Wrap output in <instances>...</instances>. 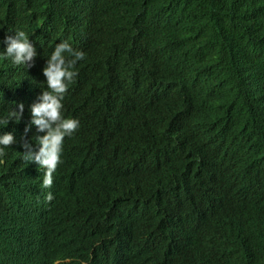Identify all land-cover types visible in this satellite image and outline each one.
Segmentation results:
<instances>
[{"label":"trees","instance_id":"trees-1","mask_svg":"<svg viewBox=\"0 0 264 264\" xmlns=\"http://www.w3.org/2000/svg\"><path fill=\"white\" fill-rule=\"evenodd\" d=\"M1 1L0 41L6 32L38 28L36 64L44 48L69 37L95 53L77 68L75 83L88 87L70 92L90 99L64 106L85 119L64 138L53 185L58 196L45 201L32 195L41 187L40 174L30 163L23 168L22 148L10 149L0 162V264H34V256L40 264H264V0ZM146 29L175 65H132L139 50L133 39ZM122 44L131 48L128 68L113 59ZM93 64L96 69L85 71ZM12 67L0 57V113L21 102L30 107L33 82L43 88L40 66L16 76ZM180 80L193 86L187 91H196V101L172 88ZM156 90L167 101L163 118L192 116L181 138L159 125L128 124L139 123L142 92ZM124 109L137 113L118 117ZM15 125L0 134L11 129L17 141L43 134L35 126L25 134L26 123ZM115 130L124 134L116 138ZM90 148L98 154L94 162L87 159L91 152L84 157ZM189 235L196 242L187 246L199 255L185 258L187 246L177 245L176 258H168L165 242Z\"/></svg>","mask_w":264,"mask_h":264},{"label":"clouds","instance_id":"clouds-1","mask_svg":"<svg viewBox=\"0 0 264 264\" xmlns=\"http://www.w3.org/2000/svg\"><path fill=\"white\" fill-rule=\"evenodd\" d=\"M2 8L3 3L0 0V9ZM38 36V28L23 27L11 33L6 32L0 41L2 43L0 57L10 60L13 65H26L24 69L34 67L37 60L33 58L38 57L35 48ZM84 56L85 53L81 51V48L75 49L68 41L57 43L41 63L39 73L43 89L39 97L31 98L30 107L26 102H21L16 105V109L9 108L4 113H0V128L11 122L19 123L24 111L30 114V120L25 125L24 133L27 134L33 126H35L36 133H43L22 141L16 140L14 134L10 132L12 130L0 134L1 164L6 163L5 154L10 150H8L9 145L19 143L23 149L20 151L22 161L34 163L39 174L43 171L42 188H50L54 185L55 175L59 169L57 165L62 162L64 138L70 136L80 126L79 120L65 111L63 99L68 86L77 81V68ZM29 141H34L36 147L34 148L33 143ZM44 199L45 201L52 200V193L47 192Z\"/></svg>","mask_w":264,"mask_h":264},{"label":"water","instance_id":"water-1","mask_svg":"<svg viewBox=\"0 0 264 264\" xmlns=\"http://www.w3.org/2000/svg\"><path fill=\"white\" fill-rule=\"evenodd\" d=\"M82 4H84V2H82ZM79 17H81L80 14H79ZM80 24L82 25V19H81ZM147 31H149V30H147V29L144 30V31L143 30H140L139 31V34H143V35H137L133 39L134 48L138 47L139 50H138V52L135 51L133 53L134 54V56L132 57L133 59L130 60V62L132 63V65H134V66H136V65L137 66L138 65L139 66H147L145 68H150L148 66L151 65V62L152 61L157 62V63H164L165 61H167L168 63H171V64L175 65L174 62H172L173 61V59H171L172 57L164 55L165 53L160 52V49L158 48V46L155 45V44H153L152 36H148V34H147L148 32ZM79 37L81 38L82 36H79ZM83 37L86 38V36H83ZM73 40L74 41H77L78 39L75 38V37H71V38L69 37V38H65V39L55 40V44L52 43L53 44L52 47L50 46L48 48H44L43 50L46 51V53H51V51L54 49L55 45L57 43H59L60 41H68L69 44H70ZM57 41H59V42H57ZM168 41H169L170 44H172V42L170 40H168ZM97 42H98V38L97 37H94V43L96 44ZM119 43L120 42L118 41V44ZM170 44H168L169 50H167V51L172 54V51H173L174 48ZM82 47H84V45ZM35 48H36V51H38V48L37 47H35ZM90 48H91L90 46L88 48H85L84 47V50L81 48V51H83L85 53L84 59L87 58V57H93V56H91L92 55V52L89 53ZM75 49H80V48H75ZM118 50H120V51H118ZM100 53H101V56L102 57H105L106 54H105V52L102 49H101ZM127 55L132 56L131 48L130 49H123V48L122 49H116L114 51V54H113V59L114 60H118L120 58L124 62V65L123 66L126 67V68H128V65H129L128 61H129V59L126 57ZM98 57L99 56H94V58H98ZM38 58L39 57L33 58V60H37ZM133 60H135V61H133ZM8 62L11 63L10 60H8ZM81 62H82V60H81ZM25 66L26 65H13L12 68H10V69L8 68V71H9V73L12 72V74L15 73V76L18 75V74L20 75V74H22L21 73V70H23ZM35 66L42 67L41 64H36ZM83 67H86L85 68V71H90V69L91 70L96 69V65L95 64H93L91 66H83ZM172 68H174V66ZM31 69L32 68L27 67L28 72H30ZM86 69H88V70H86ZM119 70H122V69L119 68ZM82 76L87 79V77H89L90 74H87L85 72V73L82 74ZM131 76H132V74L127 73L126 78H129ZM177 76H178V78H180L179 75H177ZM122 77L123 76L120 75V76L117 77V79L120 80V79H122ZM159 77L161 78V76H159ZM23 81L26 83V84L23 83L24 86H25V88L26 89H29L30 88V82L29 81H25V80H23ZM185 81H187V80H185ZM180 82H181V84L179 86H177V85L176 86H172V88L174 89L176 87L177 89H181L183 96H185L187 99H190L192 102L194 100L196 101L197 100V95L195 94L196 91H194V93H189L187 91V90H190V88H192L193 86L192 87H186V85H188L187 83H183L182 80H180ZM80 83L81 82H78V83H74L73 82L72 84H70L68 86V88H67V90H66V92L64 94L63 106L70 107V105H72L74 107H77V105L73 103L77 99H79V98L90 99L91 96H89V95H80L77 92L70 93L71 90L73 89V86H79L80 85V86H82L84 88H87L88 87L85 83L84 84H80ZM105 86L106 87H109L108 85H105ZM137 87H139V86H137ZM33 89H34L33 90V96H37V98H38L39 95L41 94L43 88L42 87L41 88H38L35 85V88H33ZM31 92L32 91L27 92L26 95H28V96L29 95H32ZM97 94H98V96H101V94H99V92H97ZM9 95H11V94H9ZM70 97H71V99H70ZM2 98H4V97H2ZM158 98H160V99L158 100ZM169 101H172V99L169 98ZM1 102H4V99H1ZM7 102H15V100H14V98L9 97L8 100H7ZM138 103L139 104H137V107H139L141 109V111L138 114V117L143 118L144 121L147 120V122L144 124L142 122V119L141 118H138L139 123H135V122L132 121V119H130L129 122H128V124H133L134 126H136L138 128H142V126H144V125H150L152 127H155L156 126V128H157V125H159V127L162 130H170L173 133H176V135H178V133L179 134H182V133H180V131L183 132V133H186L187 132L188 127H186V126L189 125L190 120H192V116H188L186 120H182L181 119V121L179 119H177V116L176 117L174 116L172 120L163 118V116H162V108H163V104L167 103V101L165 100L164 97L162 98L161 95L158 94V90H156V92H154L153 95H151L148 92H144V93L142 92ZM169 103H171V102H169ZM127 112H131V110L130 111L128 109L121 110V112H120V114H119L118 117L123 116V114L124 113H127ZM192 112H194L193 109H191L190 113H192ZM131 113H134L136 115L137 110L134 109ZM70 116H73V115H70ZM29 118H30L29 112L24 113V111H23L21 121L19 123H16V125L13 128L19 126L21 122H23L24 124L25 123L27 124V122L30 120ZM76 118L79 120V124H81V122H84L82 119H85V118H82L81 121H80V119L78 117H76ZM85 121H87V119ZM126 124H127V119H124L123 120V125H126ZM123 125L119 126V129H121V127ZM32 128L30 130H32ZM9 130H11V129H9ZM117 130H115L113 132H114L115 135H117V136H115L116 138H120L122 136V134H124V133L122 132L120 134H117ZM75 133L76 132H73L72 134L74 135ZM125 137L128 139L127 135H125ZM35 147H36V145L34 144V148ZM20 148L21 147H20L19 143H15V144L9 145L8 150L9 149H12L14 151H16V150L19 151ZM63 149H64V147H63ZM90 152H91V157H87V159L89 161H91V162H94L95 159H96L95 157H97L98 154L96 152L94 153L93 148L88 149V151H84V154H85L84 157L86 155H90ZM16 154H17V157L19 158L20 156H19L18 152ZM31 166L32 167H35V164L34 163H31ZM23 168L24 169L28 168V162L25 161V163L23 164ZM57 168H61V166L60 165H57ZM57 172H58V170H57ZM42 177H43V171L38 176V180L42 181ZM47 192H51L52 195H53V197H57L58 196L57 193H56V191L54 190V187L53 186H50V188H42V187H40L39 189L36 188V189H34L32 195L37 198L38 196H41V195L42 196H45V194ZM44 203H46V202L44 200H42V205ZM17 215L18 214H16V217H17ZM14 219H15V217L11 219L12 223L15 222ZM188 224H191V223H188ZM190 226L193 227L192 224ZM191 230L194 231V229H191ZM195 239H196V237L189 235V237L188 236L187 237H184L183 236V238L178 239L176 242H174V241H167L166 240L167 242H165V243L169 246V252H171V255H169L168 258H174V259L176 258V256H177L176 246L177 245H181V247H185V246H187V244H191V243L196 242ZM16 241H19L18 234H15V242ZM158 242L160 244H162L159 239H158ZM192 247H194V246H187L184 249V251H183V257H185V258H193V257H197L199 255V253L191 252ZM28 249H29V244L26 243L24 245V251L27 254V256L30 255ZM41 249L42 248H39L38 250H41ZM161 253L164 254V251H161ZM33 259L36 261V262H34V264H40V259L38 257L36 259V256H34ZM27 260H29V259H27Z\"/></svg>","mask_w":264,"mask_h":264},{"label":"bare ground","instance_id":"bare-ground-1","mask_svg":"<svg viewBox=\"0 0 264 264\" xmlns=\"http://www.w3.org/2000/svg\"><path fill=\"white\" fill-rule=\"evenodd\" d=\"M80 44H82V43H75V44H73V46L75 47V48H81V46H80ZM121 48H123V49H128V47L126 46V45H121ZM92 50H96V48H95V46L94 47H92ZM95 53V52H94ZM94 53H92V55L91 56H93L94 55ZM50 53H42L40 56H42V57H44V58H47V56L49 55ZM37 55H38V53H37ZM5 59V58H4ZM46 61V60H45ZM24 75H26V74H24ZM92 77H93V75H91ZM23 77L24 76H22V79H23ZM92 77H90V78H92ZM89 82H92V79L89 81ZM34 83V86L36 85V82H33ZM3 84V83H2ZM32 85V84H31ZM7 90V88L5 87V85L3 84V88H2V91L3 92H5ZM4 96H7V93L4 95ZM23 96V95H22ZM93 102H95V100H93ZM129 111L131 110V109H128ZM71 117H75V116H71ZM177 138H181V135H177ZM14 165V164H13ZM41 205H42V199H41V203H40ZM40 209L42 208L41 206L39 207ZM209 208V207H208ZM4 222H5V218H4V220H3ZM93 238H95V237H93ZM14 239V238H13ZM32 253V252H31Z\"/></svg>","mask_w":264,"mask_h":264}]
</instances>
